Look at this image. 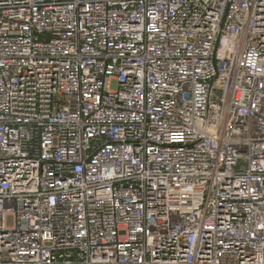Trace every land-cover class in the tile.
Returning <instances> with one entry per match:
<instances>
[{
	"label": "built area",
	"instance_id": "obj_1",
	"mask_svg": "<svg viewBox=\"0 0 264 264\" xmlns=\"http://www.w3.org/2000/svg\"><path fill=\"white\" fill-rule=\"evenodd\" d=\"M0 264H264V0H0Z\"/></svg>",
	"mask_w": 264,
	"mask_h": 264
}]
</instances>
